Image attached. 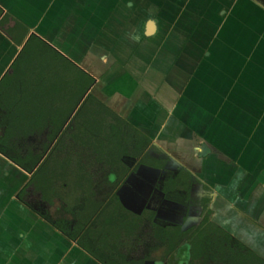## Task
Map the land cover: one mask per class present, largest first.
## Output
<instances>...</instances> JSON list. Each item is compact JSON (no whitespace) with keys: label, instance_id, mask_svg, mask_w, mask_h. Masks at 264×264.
<instances>
[{"label":"flooded vegetation","instance_id":"flooded-vegetation-1","mask_svg":"<svg viewBox=\"0 0 264 264\" xmlns=\"http://www.w3.org/2000/svg\"><path fill=\"white\" fill-rule=\"evenodd\" d=\"M87 1L92 20L70 18L53 38L57 44H48L92 77L88 90L97 88L102 103L98 84L114 78L112 96L119 105L105 104L131 127L135 140L129 154L119 156L113 185H102L98 173L91 198H80L77 240L68 239L96 264H261L264 93L246 85L237 53L228 52L222 19L237 0H191L183 11L186 0H174V8L167 0ZM252 1L264 8V0ZM5 15L2 9L0 21ZM13 25L10 17L0 30ZM157 51L160 58L150 68L149 56ZM118 84L131 96L117 98ZM22 199L51 227L42 209L71 222L74 231V214L58 199L42 203L33 187Z\"/></svg>","mask_w":264,"mask_h":264},{"label":"trees","instance_id":"trees-1","mask_svg":"<svg viewBox=\"0 0 264 264\" xmlns=\"http://www.w3.org/2000/svg\"><path fill=\"white\" fill-rule=\"evenodd\" d=\"M10 17L14 25L6 34L21 46L30 27L11 13L0 23H7ZM92 83L89 74L32 35L0 81V154L30 173ZM132 134L122 118L90 93L49 156L17 192V199L23 202L29 187L41 196L42 203L53 205L58 199L60 208L74 214V231L65 218L53 219L45 209L41 216L67 239L76 241L79 222L75 211L80 198H91L99 184L98 173L102 185H113L110 175L122 164L119 156L129 154L135 140Z\"/></svg>","mask_w":264,"mask_h":264},{"label":"crops","instance_id":"crops-1","mask_svg":"<svg viewBox=\"0 0 264 264\" xmlns=\"http://www.w3.org/2000/svg\"><path fill=\"white\" fill-rule=\"evenodd\" d=\"M56 1H60L58 10L62 6L65 13L67 11L70 13L68 5L69 2H73L75 7L73 10H77V18H79L80 12H84V0H52V3ZM247 1L253 4L259 13L264 15L263 7L252 0ZM1 9L3 8L1 7ZM7 12L9 11L6 10L3 15ZM240 42L242 46L238 42V45L230 46L228 52L237 53V61H241L242 66L244 62L247 63V60L255 67L264 64L263 55H260L264 47L258 46V50L254 45H250L247 52V42ZM241 71H245L244 68ZM255 76L256 73L253 77ZM260 86L261 84L257 85L258 89L261 90ZM4 160L0 159V264H8L6 259L11 257L14 259L20 257L19 262L15 264H96L92 259H89L90 257H86L87 255L83 252L75 250L73 245L71 247L64 240L65 236L57 234L59 231L27 207H23L19 200L20 203L14 200L17 199V192L27 181V176L20 168L18 169Z\"/></svg>","mask_w":264,"mask_h":264},{"label":"water","instance_id":"water-1","mask_svg":"<svg viewBox=\"0 0 264 264\" xmlns=\"http://www.w3.org/2000/svg\"><path fill=\"white\" fill-rule=\"evenodd\" d=\"M60 1H56L52 3V0H0V7L3 8V14L7 10L19 17L22 21H24L26 24L29 25L31 32L25 39L24 43L21 46H17L14 44V42L7 36L6 33L0 30V81L4 77V75L9 72L11 65L14 63L20 52L22 51L25 43L29 40V38L32 35H37L41 39H43L45 42L49 43L50 45H55L57 44L55 41H53V38L57 37V34H60L62 31V27L64 26L65 22L69 21L70 18H73L74 21L79 22L80 20L83 22H89V20H92L91 15L89 14L90 12H87V9H83L84 12H80L79 18L76 17V11H73L72 13L68 12L65 13L63 12V8L58 10V7H60ZM73 3V2H72ZM74 6V5H73ZM75 8V7H74ZM63 14V15H62ZM92 14V13H91ZM72 17H71V16ZM105 17H103L104 19ZM76 22V23H77ZM151 26H153V23H150ZM151 33H147V35H150ZM57 47V46H56ZM89 56H87V60H89ZM158 58V56H157ZM90 62V61H89ZM150 63V62H149ZM157 64V63H156ZM85 70L89 73L91 71L83 64H81ZM2 66V67H1ZM153 67V64L150 63V68ZM102 72H100L101 74ZM114 82V78L112 77H105L101 79L100 83L98 84L100 86L101 93L103 96L100 98L104 103H106L109 107L114 108L115 104L117 103L116 101L113 100V85L112 83ZM120 83V82H119ZM253 85V84H252ZM254 86V87H253ZM251 89L257 91V86L254 84ZM117 89L121 93H115L117 95V98L120 97H130L131 93H125V87L124 84H118ZM97 88L96 89H90L88 90L79 104L76 106L75 111L79 107V105L82 103V101L85 99V97L89 94L92 93L94 95L97 94ZM124 98V99H126ZM118 104V103H117ZM119 105V104H118ZM74 111V112H75ZM0 159H5L4 161L10 165L15 166L12 162H10L8 159H6L3 155L0 154ZM17 167V166H15ZM18 168V167H17ZM19 169V168H18ZM24 174L27 176L26 179H28L31 175V173H26L25 171L22 170ZM15 201H18V199H14ZM19 202V201H18ZM20 203V202H19ZM24 207V205H22ZM58 235H62L59 232H57ZM63 237V236H61ZM64 238V237H63ZM66 242H68L71 247L73 245V248L75 250L81 251L78 246H76L72 241L67 240L64 238ZM82 252V251H81ZM8 253V252H7ZM88 257V256H86ZM91 259V258H89ZM1 260V259H0ZM14 260H16L14 262ZM20 257H17V259L14 258H7L6 261L8 264H15L19 262ZM1 262V261H0Z\"/></svg>","mask_w":264,"mask_h":264},{"label":"rangeland","instance_id":"rangeland-1","mask_svg":"<svg viewBox=\"0 0 264 264\" xmlns=\"http://www.w3.org/2000/svg\"><path fill=\"white\" fill-rule=\"evenodd\" d=\"M91 1V0H88ZM87 1V2H88ZM199 1V0H198ZM167 2L171 3L174 8L177 6V2L174 0H167ZM191 0H186L180 10H187L189 3ZM74 3L69 2L68 10L72 13L74 10ZM160 8V7H159ZM221 8H225V6H222L218 9L217 12H220ZM75 9V8H74ZM231 13L227 16L225 15V18H223V29H225V33L228 34V39L231 40V46L232 45H238L240 41L247 42V52L250 47V45H254L256 48L258 46L264 47V15L262 13H259L256 7L253 4H250L247 0H237L235 4L231 7ZM11 13V12H10ZM233 13V14H232ZM15 18H19L17 15L11 13ZM237 37H234L235 34ZM242 46V44L240 43ZM258 49V48H257ZM259 50V49H258ZM263 55V61H264V50L260 53V55ZM160 51H157L155 54L149 56L150 63L156 64L160 58ZM158 56V58H157ZM253 59V58H252ZM243 68L246 73V85L249 87H252L254 84L259 85L261 84V90L262 93H264V64L258 65L255 67L250 63L249 60H247V63H243ZM256 73V76L253 77ZM187 77V76H186ZM250 84V85H249ZM253 84V85H252ZM254 87V86H253ZM247 88V87H246ZM50 213L55 217V207L50 209Z\"/></svg>","mask_w":264,"mask_h":264}]
</instances>
